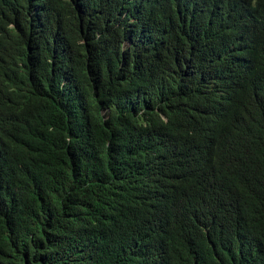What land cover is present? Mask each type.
I'll list each match as a JSON object with an SVG mask.
<instances>
[{"label":"trees","instance_id":"trees-1","mask_svg":"<svg viewBox=\"0 0 264 264\" xmlns=\"http://www.w3.org/2000/svg\"><path fill=\"white\" fill-rule=\"evenodd\" d=\"M0 264H264V0H0Z\"/></svg>","mask_w":264,"mask_h":264},{"label":"clouds","instance_id":"clouds-1","mask_svg":"<svg viewBox=\"0 0 264 264\" xmlns=\"http://www.w3.org/2000/svg\"><path fill=\"white\" fill-rule=\"evenodd\" d=\"M118 15V14H117Z\"/></svg>","mask_w":264,"mask_h":264}]
</instances>
